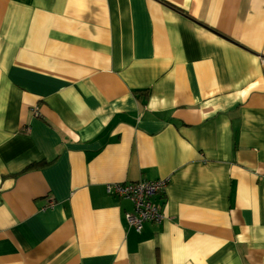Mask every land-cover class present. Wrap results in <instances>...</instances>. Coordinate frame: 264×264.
<instances>
[{
  "label": "crops",
  "instance_id": "1",
  "mask_svg": "<svg viewBox=\"0 0 264 264\" xmlns=\"http://www.w3.org/2000/svg\"><path fill=\"white\" fill-rule=\"evenodd\" d=\"M0 264H264V0H0Z\"/></svg>",
  "mask_w": 264,
  "mask_h": 264
},
{
  "label": "built area",
  "instance_id": "2",
  "mask_svg": "<svg viewBox=\"0 0 264 264\" xmlns=\"http://www.w3.org/2000/svg\"><path fill=\"white\" fill-rule=\"evenodd\" d=\"M36 112H38L36 110ZM170 180L140 181L119 186L116 192L134 205V212L127 214L128 224L136 232L143 231L147 223H161L163 216L156 203L158 194L166 192Z\"/></svg>",
  "mask_w": 264,
  "mask_h": 264
}]
</instances>
